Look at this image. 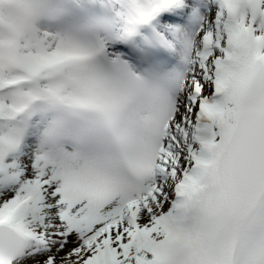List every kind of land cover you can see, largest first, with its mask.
<instances>
[{"label": "snow or ice", "instance_id": "6c2138e0", "mask_svg": "<svg viewBox=\"0 0 264 264\" xmlns=\"http://www.w3.org/2000/svg\"><path fill=\"white\" fill-rule=\"evenodd\" d=\"M0 264H264V0H0Z\"/></svg>", "mask_w": 264, "mask_h": 264}]
</instances>
